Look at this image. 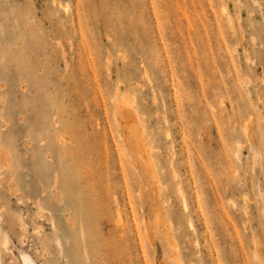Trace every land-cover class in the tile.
<instances>
[{"label":"rangeland","instance_id":"rangeland-1","mask_svg":"<svg viewBox=\"0 0 264 264\" xmlns=\"http://www.w3.org/2000/svg\"><path fill=\"white\" fill-rule=\"evenodd\" d=\"M263 16L0 0V264H264Z\"/></svg>","mask_w":264,"mask_h":264},{"label":"bare ground","instance_id":"bare-ground-1","mask_svg":"<svg viewBox=\"0 0 264 264\" xmlns=\"http://www.w3.org/2000/svg\"><path fill=\"white\" fill-rule=\"evenodd\" d=\"M67 7V6H65ZM263 19H264V16H263ZM117 98V96H116ZM126 100V99H125ZM125 100H119V99H114V117L115 118V121L118 125V127L120 128V131H121V140L122 142L127 146V148L129 149V153H130V156L129 158H131L133 160V162L136 164L135 165V169L136 168H144L145 171L148 173V174H151L150 170L151 167L148 166L147 164H150L148 162L146 163H143V160H144V155L143 152L141 151V132L139 134V131L135 130L136 128H133L134 126H132V120H130V118H128L127 114L128 112L125 110V108L121 109L120 107L121 106H126L127 105V102ZM131 105V103H129ZM129 105V107H130ZM128 107V108H129ZM127 108V109H128ZM131 108V107H130ZM133 111H135L133 109ZM127 112V113H126ZM136 112V111H135ZM131 113V112H130ZM132 118V117H131ZM134 119V118H133ZM135 125V124H133ZM142 131V130H141ZM139 134V135H138ZM140 136V137H139ZM143 139V138H142ZM143 143V142H142ZM145 147V146H144ZM148 147V146H147ZM146 150V149H145ZM147 153H149L147 151ZM5 154V153H4ZM3 154V155H4ZM145 154V153H144ZM150 157V155H149ZM148 160V159H147ZM151 161V160H150ZM0 164H2L1 160H0ZM7 164V163H6ZM133 165V164H132ZM153 167V166H152ZM143 169H141V172ZM140 171V170H139ZM153 171V170H152ZM150 172V173H149ZM155 172H153L152 174H154ZM146 177V176H145ZM157 177V176H156ZM151 179V178H150ZM157 180V179H156ZM151 182V181H150ZM158 184V183H157ZM159 192V191H158ZM262 194V193H261ZM264 195V194H263ZM247 204V203H246ZM247 207V206H246ZM156 210V209H155ZM163 214V213H162ZM153 236V235H152ZM1 230H0V248L2 247L1 244H5L6 241L1 239ZM255 254V253H254ZM258 253H256L255 255V258H257L258 260ZM1 255V254H0ZM218 257V256H217ZM22 260H23V264H32V262L29 260V258L27 256H22ZM260 260V259H259ZM258 260V262H259ZM219 262V261H218ZM260 263V262H259ZM219 264V263H218Z\"/></svg>","mask_w":264,"mask_h":264}]
</instances>
